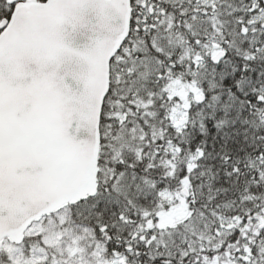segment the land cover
<instances>
[{"label": "snow or ice", "instance_id": "6c2138e0", "mask_svg": "<svg viewBox=\"0 0 264 264\" xmlns=\"http://www.w3.org/2000/svg\"><path fill=\"white\" fill-rule=\"evenodd\" d=\"M0 264H264V0H0Z\"/></svg>", "mask_w": 264, "mask_h": 264}]
</instances>
